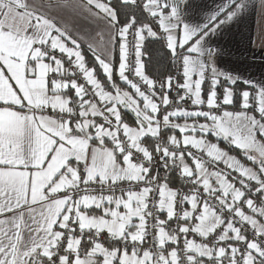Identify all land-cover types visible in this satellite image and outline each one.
<instances>
[{"label":"snow or ice","instance_id":"snow-or-ice-1","mask_svg":"<svg viewBox=\"0 0 264 264\" xmlns=\"http://www.w3.org/2000/svg\"><path fill=\"white\" fill-rule=\"evenodd\" d=\"M247 9L0 0V264H264V82L213 42Z\"/></svg>","mask_w":264,"mask_h":264},{"label":"crops","instance_id":"crops-1","mask_svg":"<svg viewBox=\"0 0 264 264\" xmlns=\"http://www.w3.org/2000/svg\"><path fill=\"white\" fill-rule=\"evenodd\" d=\"M201 3L210 11L220 8L226 0H201ZM71 22L77 30L86 33H95L102 27L83 14L76 15ZM213 42L225 50L217 61L222 71L245 80L264 82V0H248V9L242 18L213 37ZM210 139L215 142V138Z\"/></svg>","mask_w":264,"mask_h":264},{"label":"trees","instance_id":"trees-1","mask_svg":"<svg viewBox=\"0 0 264 264\" xmlns=\"http://www.w3.org/2000/svg\"><path fill=\"white\" fill-rule=\"evenodd\" d=\"M147 45V53L145 55V60L149 61L146 63V71L152 75L154 78L163 76L165 74H169L175 68V65L171 64L170 61L165 57V51L162 50L161 45L159 43H151ZM91 61V57H89ZM236 87L245 88L246 86L239 84ZM207 88V86H205ZM126 119L131 122L134 119L130 113L126 114ZM220 145H222L227 152L231 155H235L241 160H243V156L239 150L235 149L234 147L226 144L225 142L221 141ZM246 162V161H245ZM176 187L180 186V181L177 179L174 181Z\"/></svg>","mask_w":264,"mask_h":264},{"label":"built area","instance_id":"built-area-1","mask_svg":"<svg viewBox=\"0 0 264 264\" xmlns=\"http://www.w3.org/2000/svg\"><path fill=\"white\" fill-rule=\"evenodd\" d=\"M176 72V66H175V68H174V70L172 71V72H170L169 74H173V73H175ZM163 171V170H162Z\"/></svg>","mask_w":264,"mask_h":264}]
</instances>
